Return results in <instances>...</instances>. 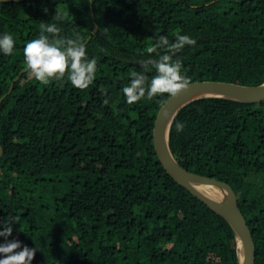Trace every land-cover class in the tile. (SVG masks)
Listing matches in <instances>:
<instances>
[{
	"label": "trees",
	"instance_id": "trees-1",
	"mask_svg": "<svg viewBox=\"0 0 264 264\" xmlns=\"http://www.w3.org/2000/svg\"><path fill=\"white\" fill-rule=\"evenodd\" d=\"M56 8L65 19L53 18ZM41 23L80 34L97 61L89 88L29 79L23 48ZM177 31L196 40L173 56L190 82H264V0H0V35L15 40L12 55L0 53V220L20 217L7 239L36 248L32 264H240L234 226L157 155L153 128L169 95L128 105L122 92L139 61L157 58L146 48ZM169 145L187 170L234 188L257 261L264 99H192L174 115Z\"/></svg>",
	"mask_w": 264,
	"mask_h": 264
},
{
	"label": "clouds",
	"instance_id": "clouds-1",
	"mask_svg": "<svg viewBox=\"0 0 264 264\" xmlns=\"http://www.w3.org/2000/svg\"><path fill=\"white\" fill-rule=\"evenodd\" d=\"M65 17L66 13L56 8L53 18L63 20ZM60 32L56 24H40L38 37L28 41L23 48L25 71L29 79L43 86L66 79L73 87L83 91L92 85L96 77L97 61L88 58L79 33H74V38H64ZM174 36V41L170 42L167 36L160 35L146 48L149 56L155 54L157 58L139 61L142 71L129 74L130 83L122 89L128 105L165 94L178 97L190 87V80L182 74V62L179 59L173 60V56L186 45L194 46L196 40L179 31ZM14 46L15 40L11 34L0 35V53L12 55ZM153 71L155 74L149 78L147 73ZM100 91L107 95L106 89L101 88ZM103 103L107 105L108 100L105 99ZM168 115L167 112L163 113L165 118ZM175 128L181 132L184 124L175 122ZM19 219V216H13L0 220V237L4 238V242L0 243V264H32L36 248L27 245L22 247L21 241L7 239L12 234V225L19 223Z\"/></svg>",
	"mask_w": 264,
	"mask_h": 264
},
{
	"label": "water",
	"instance_id": "water-1",
	"mask_svg": "<svg viewBox=\"0 0 264 264\" xmlns=\"http://www.w3.org/2000/svg\"><path fill=\"white\" fill-rule=\"evenodd\" d=\"M97 29L98 23L95 22L93 31L84 43L92 37ZM13 84L14 82H12L9 91L12 90ZM206 95H220L243 101L258 102L264 99V82L256 85L219 80L190 82V87L185 92L178 97L169 96L159 108L153 128L154 147L163 167L178 183L209 207L225 216L234 226L244 248V259L240 257V264H256L255 241L247 220L239 207L234 188L226 181L187 170L176 160L170 149L169 131L174 115L188 101ZM5 96L6 94L2 96L0 102ZM164 112L169 113L167 118L163 116ZM1 151L2 149H0V153ZM199 184L218 187L225 191L227 195L223 200L216 199L200 189Z\"/></svg>",
	"mask_w": 264,
	"mask_h": 264
},
{
	"label": "bare ground",
	"instance_id": "bare-ground-1",
	"mask_svg": "<svg viewBox=\"0 0 264 264\" xmlns=\"http://www.w3.org/2000/svg\"><path fill=\"white\" fill-rule=\"evenodd\" d=\"M198 187L200 189H202L205 193H207L208 195L219 199V200H223L226 197V192L223 191L222 189L218 188V187H214L211 185H203V184H199ZM243 244L239 239V255L241 257V259H244V250H243Z\"/></svg>",
	"mask_w": 264,
	"mask_h": 264
},
{
	"label": "rangeland",
	"instance_id": "rangeland-1",
	"mask_svg": "<svg viewBox=\"0 0 264 264\" xmlns=\"http://www.w3.org/2000/svg\"><path fill=\"white\" fill-rule=\"evenodd\" d=\"M256 264H264V248L259 259H257Z\"/></svg>",
	"mask_w": 264,
	"mask_h": 264
}]
</instances>
